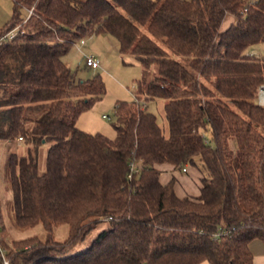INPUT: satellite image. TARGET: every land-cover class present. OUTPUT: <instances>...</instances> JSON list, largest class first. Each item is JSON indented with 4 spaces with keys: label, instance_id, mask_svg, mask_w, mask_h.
I'll return each mask as SVG.
<instances>
[{
    "label": "trees",
    "instance_id": "16d2710c",
    "mask_svg": "<svg viewBox=\"0 0 264 264\" xmlns=\"http://www.w3.org/2000/svg\"><path fill=\"white\" fill-rule=\"evenodd\" d=\"M12 1L0 38L16 26L23 35L0 43V143L32 147L7 153L1 174L13 225H40L44 239L10 248L1 237L8 263L254 264L249 244H264V107L255 102L264 55L249 52L264 44V0ZM97 35L143 70L133 101L114 104L113 139L76 127L106 89L64 62ZM154 100L164 101L167 134L145 107ZM131 161L139 170L128 180ZM162 166L195 168L199 194L178 197L174 177L162 185ZM102 222L85 250L67 255ZM61 223L67 237L56 241Z\"/></svg>",
    "mask_w": 264,
    "mask_h": 264
},
{
    "label": "rangeland",
    "instance_id": "374dc122",
    "mask_svg": "<svg viewBox=\"0 0 264 264\" xmlns=\"http://www.w3.org/2000/svg\"><path fill=\"white\" fill-rule=\"evenodd\" d=\"M229 23V20H228ZM84 45L77 49L75 46L71 48L69 53L64 58V62L68 65L76 78L81 80L90 79L93 76L99 75L105 84V95L96 102L90 109L84 111L76 122V127L89 134L99 133L108 139L115 137V131L112 127L114 104L117 101L131 102L133 101L134 92L137 88V83L142 78L143 70L131 57L126 56L122 58L118 52V45L114 38L108 35H97L85 37L83 39ZM253 49L256 50V57L264 55V44H259ZM250 54V52H249ZM95 56L100 67L97 69H90L85 64V56ZM146 109L155 115L157 123L167 134V125L163 113V100H154L144 102ZM16 142L18 143L16 145ZM1 144V143H0ZM8 144V143H7ZM10 151L17 150L16 154L19 156H27L32 144L27 141L18 142L17 139L13 144H8ZM49 144H42L38 147V167L40 171L44 170V160L46 149ZM4 164V157L0 154V166ZM187 173H180L183 175H190L191 172H199L192 167H186ZM200 176V175H199ZM5 182V181H4ZM6 183V182H5ZM7 183L0 185V208L1 215L4 222L5 230L0 237H3V242L7 247L13 240L23 239L30 236H36L38 239H44V231L40 225L31 229H20L13 225L11 220L10 191L5 188ZM106 224L100 223L87 236L85 241L74 248H72L67 255H75L85 250L91 240L104 229ZM68 226L61 223L54 227L53 238L56 241H63L67 237ZM5 235V236H4ZM11 248V247H10Z\"/></svg>",
    "mask_w": 264,
    "mask_h": 264
},
{
    "label": "crops",
    "instance_id": "0c3cea01",
    "mask_svg": "<svg viewBox=\"0 0 264 264\" xmlns=\"http://www.w3.org/2000/svg\"><path fill=\"white\" fill-rule=\"evenodd\" d=\"M12 6V0H0V26L5 24L9 20L12 12ZM251 52L255 53L256 50L253 49ZM8 144H0V154L3 155L4 159L7 153H9L11 150ZM17 144L18 143L16 142V145ZM14 152L16 153L17 150L14 149ZM1 169L2 167L0 166V185L4 186L6 183L4 182V177L1 174ZM159 170L161 171L160 183L162 185H166L172 177L177 179V182L175 184V192L178 197H196L199 194L200 176L199 174H196V172H191L190 175H183L174 172L170 166H162L159 168ZM5 188L7 189V187ZM249 249L253 255L254 264H264V244L258 240H254L249 244Z\"/></svg>",
    "mask_w": 264,
    "mask_h": 264
},
{
    "label": "built area",
    "instance_id": "2783aa9c",
    "mask_svg": "<svg viewBox=\"0 0 264 264\" xmlns=\"http://www.w3.org/2000/svg\"><path fill=\"white\" fill-rule=\"evenodd\" d=\"M31 14H32V10H29L27 12L25 19H24V23L27 21V19L29 18V16ZM22 35H23V31L20 30L19 26H16L11 31H9L7 34L3 35L0 38V43L11 42L14 39H16L18 36H22ZM83 45H84V41L81 40L75 47L77 49H79ZM251 54H255V53L250 52V55ZM85 64L88 68H91V69H97L100 67V63H99L98 59L92 55L85 56ZM255 102H256V105H258L260 107H264V84H261L260 86H258ZM17 141L22 142L23 139L21 137H18ZM129 170H130V174H128V176H127L128 180L131 179L132 173H137L139 169L136 167L135 163L131 161L129 163ZM181 173H186V168H183L181 170ZM3 253H4V249L1 245V237H0V254L2 255V258H3V264H9L8 261L5 259Z\"/></svg>",
    "mask_w": 264,
    "mask_h": 264
}]
</instances>
